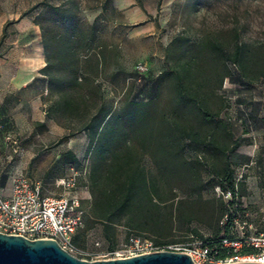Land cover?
I'll return each instance as SVG.
<instances>
[{
    "label": "trees",
    "instance_id": "16d2710c",
    "mask_svg": "<svg viewBox=\"0 0 264 264\" xmlns=\"http://www.w3.org/2000/svg\"><path fill=\"white\" fill-rule=\"evenodd\" d=\"M82 1L45 2L34 18L46 59L41 73L52 101L47 118L89 137L92 200L81 227L87 232L102 225L112 252L118 227L128 231L127 242L144 237L161 247L175 243L164 240L175 229H191L204 246L226 257L221 242L235 235H227L234 214L224 195L234 198L245 188L233 169L241 142L224 115L227 97L221 91L233 75L230 64L248 82L264 77V43L241 42L239 29L230 31V41L211 35L199 42L176 37L167 51L171 63L156 78V94L134 100L130 90L115 108L101 83L111 54L108 45H99L97 16L91 24L80 18ZM107 8L118 14L106 0L100 17ZM137 72L141 81L145 73ZM62 159L80 163L71 150ZM218 187L222 195L217 198ZM206 192L214 194L213 201L204 198ZM198 225L212 229L213 237L193 228ZM81 227L74 237L78 248Z\"/></svg>",
    "mask_w": 264,
    "mask_h": 264
},
{
    "label": "rangeland",
    "instance_id": "374dc122",
    "mask_svg": "<svg viewBox=\"0 0 264 264\" xmlns=\"http://www.w3.org/2000/svg\"><path fill=\"white\" fill-rule=\"evenodd\" d=\"M44 1L61 5L68 0L0 1L2 99L9 92L28 91L29 96H34L38 91L34 82L27 85L20 82L36 75L45 61L40 29L32 22L44 8ZM105 1H82L79 16L89 24L96 16L98 18L99 45H108L111 54L101 83L106 98L115 108L130 90L134 100H150L156 94V78L171 63L167 51L176 37L199 42L204 36L211 35L224 36L230 41V31L239 29L241 42L252 47L264 43V0H143V16H147L149 21L143 25H138L143 21L138 20L139 17L131 22L125 20L120 12L115 14L109 8L104 17H100ZM12 53L14 60L11 66L5 61L12 58ZM139 64L147 68L141 81L136 79ZM230 66L233 75L224 80L221 92L227 97L224 115L229 117L235 138L241 142L233 169L236 181L244 183L245 192L241 195L239 191L234 198L227 193L224 199L230 202V213L234 214L227 235H237L243 222L264 230V77L248 82L241 78L236 65ZM15 75L20 81L17 87L11 84ZM51 102L48 91L42 101L35 100L32 107L20 102L12 111L0 107V166L7 177L10 178L15 172H23L40 181L50 193L63 192L58 185L60 179H74L73 194L83 202L85 211L92 200L88 186L91 164L87 156L89 137L85 132L70 131L53 119H48ZM68 150L77 156L80 161L78 165L63 161L62 155ZM9 178L6 190L11 186ZM214 193L217 198L222 195L219 187ZM213 195L206 192L204 198L213 201ZM81 228L79 249L83 255L78 257L90 261L105 259L102 255L112 251L103 236L102 225L98 224L87 232H84V226ZM193 228L198 229L205 238L214 235L212 229L203 225ZM116 231L113 252L122 249L128 241V231L124 227H118ZM164 240H174L175 243L162 247L157 245L161 250L188 254L205 243L193 230L186 228L175 229Z\"/></svg>",
    "mask_w": 264,
    "mask_h": 264
},
{
    "label": "built area",
    "instance_id": "2783aa9c",
    "mask_svg": "<svg viewBox=\"0 0 264 264\" xmlns=\"http://www.w3.org/2000/svg\"><path fill=\"white\" fill-rule=\"evenodd\" d=\"M140 73L147 68L139 64ZM4 175L0 169V178ZM10 194L0 190V234L21 236L29 240H56L60 246L75 256L83 255L75 245L74 237L83 224L82 201L73 194L74 179H60L63 192L46 193L43 184L23 172L10 176ZM230 195V193H229ZM227 256L218 257L209 247L202 246L190 256L196 264H238L244 262L264 264V230L246 222L240 226L235 237L222 240ZM161 250L144 237L130 239L124 247L104 253L103 258H125ZM79 258V257H78Z\"/></svg>",
    "mask_w": 264,
    "mask_h": 264
},
{
    "label": "water",
    "instance_id": "95a60500",
    "mask_svg": "<svg viewBox=\"0 0 264 264\" xmlns=\"http://www.w3.org/2000/svg\"><path fill=\"white\" fill-rule=\"evenodd\" d=\"M0 264H196V262L190 254L172 250L90 261L71 254L53 239L29 240L21 236L0 234Z\"/></svg>",
    "mask_w": 264,
    "mask_h": 264
},
{
    "label": "crops",
    "instance_id": "0c3cea01",
    "mask_svg": "<svg viewBox=\"0 0 264 264\" xmlns=\"http://www.w3.org/2000/svg\"><path fill=\"white\" fill-rule=\"evenodd\" d=\"M2 1H4V0H2ZM143 3H144L143 0H111L110 7L117 10V12H120L121 14H123L125 16V20L129 19V21L132 22V21H134L135 17H139L140 19H138V20H140V21L143 20V21H141L142 24H138V25H143V24L149 23V21H147V19H148L147 16H143L144 11L141 8ZM131 9H133V10L130 12ZM155 9H156V7H155ZM34 18L32 19L33 25H35L36 27H38L40 29V27L34 23ZM40 33H41V29H40ZM10 56L12 58H10L9 61H5V63L9 62L8 64H11V66H12L13 65L12 62L14 60L13 59V56H14L13 53L10 54ZM4 66H8V65L4 64ZM45 66H46V59H45L43 65L39 68L38 73L36 75H33L32 77H28L26 81L24 79L23 81L20 82L17 75H15L14 78L11 79V84L14 85V87H17L19 82L24 83L25 85H27L31 82L32 83L34 82L35 83L34 86L38 90L35 92L34 96H29L30 93H27L28 91H24L22 93H20L19 91L18 92H9L8 94H6L4 96L3 99L0 97V107L3 106L4 108H8L10 111H12V108L15 105H17L19 102L23 103L27 107H32V103L35 100H41L42 101V98H44V95L48 92V80L41 73V70ZM16 74H17V72H16ZM0 169L3 170L1 166H0ZM4 176H6V175H3L0 178V190L3 192L6 191L5 195H9L11 186L7 190L5 189L7 182L4 183L2 181ZM9 180H10V178H9ZM7 181H8V179H7ZM10 183H11V181H10ZM45 192L50 193V191L48 192L46 189H45Z\"/></svg>",
    "mask_w": 264,
    "mask_h": 264
}]
</instances>
